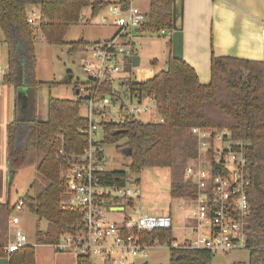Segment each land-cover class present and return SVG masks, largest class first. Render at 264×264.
<instances>
[{
	"label": "trees",
	"instance_id": "trees-1",
	"mask_svg": "<svg viewBox=\"0 0 264 264\" xmlns=\"http://www.w3.org/2000/svg\"><path fill=\"white\" fill-rule=\"evenodd\" d=\"M111 2L105 0H0V30L7 46V66L1 82L11 85L15 92L38 85L34 77L36 57L34 41L49 45H63L64 37L73 24L79 22L81 12L89 8L95 17ZM42 15L37 25L27 22V8ZM172 0H149L146 22L140 34H156L160 30L172 33ZM87 43L81 36L70 43L68 54L84 50ZM152 64H155L153 61ZM126 71L130 72L129 64ZM63 83V82H62ZM72 84L74 93L77 84ZM131 91L151 97L156 105L159 122L126 119L123 123L107 124L102 144L123 141L120 146L128 157L129 171H106L103 182L123 185L143 168H166L171 176L169 194L172 198L193 196L194 187L183 180L188 164L197 160L196 139L191 128L227 129L231 137L245 143L246 168L250 175L248 187V236L245 248L249 264H264V68L261 61L233 56L210 57V81L201 84L194 69L183 59L175 60L168 54L166 66L146 81L127 79ZM101 86L100 91H111ZM76 94V93H75ZM82 105L74 100L53 99L48 96L46 118L38 119L35 107L27 118H19L23 108L14 107L12 120L6 127L7 182L11 186L21 167L33 166L35 178L30 184L32 194H23V206L37 219L35 242H56L73 225H78L81 212L62 208L68 199L64 172L67 165L56 157L59 146L67 152L79 153L84 147L80 130L85 119L79 115ZM25 112V111H24ZM122 131L116 134L117 131ZM14 203L7 198L0 201V259L8 241L7 219ZM45 222L44 230L39 223ZM149 240H173L170 230L153 231ZM212 253L207 250L168 246L169 264H211ZM8 264H35V249L26 245L10 254ZM76 264H92L87 257L77 256Z\"/></svg>",
	"mask_w": 264,
	"mask_h": 264
},
{
	"label": "built area",
	"instance_id": "built-area-1",
	"mask_svg": "<svg viewBox=\"0 0 264 264\" xmlns=\"http://www.w3.org/2000/svg\"><path fill=\"white\" fill-rule=\"evenodd\" d=\"M134 1L114 0L106 7L116 30L111 38L84 49L86 54L80 67L86 81L71 79L73 85L77 84L76 96L85 109V125L80 130L84 147L75 153L65 151L61 145L56 157L62 158L68 167L64 172L68 199L62 202V208L79 210L81 219L56 242L47 245L57 253L87 257L91 263L94 257L98 264H132L135 257L145 256L150 248L159 245L211 253L244 249L251 181L246 168L245 143L233 139L227 129L193 127L190 130L196 139L197 160L185 167L183 180L194 187V192L185 199L189 206L179 226L182 239L178 243L147 238V234L158 230H170L172 235V219L141 214L134 204L140 191L128 188L133 183L131 180L123 185L103 182L105 126L126 119L140 120L152 107L157 112L151 97L131 91L125 84L127 79L132 80L126 66L132 67L136 37L146 22L145 13ZM26 19L29 24L37 25L42 15L33 9ZM106 20L102 18V22ZM167 33L160 30L154 35ZM101 86L112 88L102 93ZM148 121L159 122L161 118L157 113ZM23 208L19 197L12 212ZM18 223L19 218L11 213L7 219L8 241L3 247L7 262L10 254L27 245L25 234L14 228ZM10 227H13L11 234Z\"/></svg>",
	"mask_w": 264,
	"mask_h": 264
},
{
	"label": "rangeland",
	"instance_id": "rangeland-1",
	"mask_svg": "<svg viewBox=\"0 0 264 264\" xmlns=\"http://www.w3.org/2000/svg\"><path fill=\"white\" fill-rule=\"evenodd\" d=\"M112 2L114 0H105ZM149 0H135L134 4L143 12L148 9ZM34 8L28 7L27 12ZM107 18L102 22V18ZM113 18L108 15L107 8H104L95 17L90 16L89 8L81 12V18L78 23L69 27L63 45H49L36 38L34 41V52L36 57L34 77L38 82L55 83L51 85L42 84L33 89V99L35 101V114L38 119L46 118V103L48 96L53 99L74 100L76 94L72 84H63L62 79L70 74L72 81H86V75L81 69V63L85 50H78L74 54H68L70 43L83 37L87 45L98 41H104L112 37L116 28L112 25ZM143 41L149 42L148 46L140 47L136 42L135 54L140 57L138 66L131 67V79L137 82H143L152 78L155 72L164 68L163 41L168 39V35L157 36L154 34L143 35ZM151 43V44H150ZM156 58L155 64H152V58ZM7 46L4 41V35L0 30V201L7 198L10 203H14L23 194H32L30 184L35 178L33 166L21 167L11 184L8 187L7 165H6V127L12 120L13 112V90L10 85L1 82L2 74L7 65ZM32 96H30V102ZM34 107H23L19 118H27L31 115ZM84 107H79V115L84 116ZM25 111V112H24ZM157 116L155 108H150L149 112L140 117L141 121H148ZM123 141L107 144L103 148L104 169L106 171H129V159L121 153L120 146ZM133 183L128 188H137L140 191V197L135 199V208L141 214L150 216H170L172 219V237L173 242L178 243L182 239L181 226L184 215L188 208V202L185 199L172 198L169 194V184L171 176L166 168H143L138 174L130 175ZM12 215L19 218V223L14 227L21 230L27 239V245H33L35 249V264H76V257L70 253H57L47 244H38L35 242V221L36 217L26 208L19 212H12ZM114 218L113 215H110ZM45 222L39 223V229L44 230ZM13 231L10 227L9 234ZM93 264H98L96 258H92ZM132 264H169L168 248L165 245L154 246L149 249L145 256H137L132 260ZM211 264H249V255L246 249H236L228 253L213 252Z\"/></svg>",
	"mask_w": 264,
	"mask_h": 264
},
{
	"label": "crops",
	"instance_id": "crops-1",
	"mask_svg": "<svg viewBox=\"0 0 264 264\" xmlns=\"http://www.w3.org/2000/svg\"><path fill=\"white\" fill-rule=\"evenodd\" d=\"M171 34L160 35H168L162 49L164 68L171 55ZM143 35L136 37L140 47L149 44L142 40ZM182 43V59L194 69L201 84L210 81L212 52L215 56L261 61L264 68V0H183ZM12 90L13 107H35L30 88Z\"/></svg>",
	"mask_w": 264,
	"mask_h": 264
},
{
	"label": "water",
	"instance_id": "water-1",
	"mask_svg": "<svg viewBox=\"0 0 264 264\" xmlns=\"http://www.w3.org/2000/svg\"><path fill=\"white\" fill-rule=\"evenodd\" d=\"M182 17H183V0H172L171 8V24H172V34H171V57L175 60L182 59ZM139 57L134 55L132 57V66H138ZM71 75L67 74L63 77L62 82L71 81ZM77 93V91H75ZM19 96V94H18ZM19 98V97H18ZM122 131H117L116 134L121 133ZM121 153L125 156H129L130 151L124 152L121 150ZM0 264H8L7 260L4 258L0 259Z\"/></svg>",
	"mask_w": 264,
	"mask_h": 264
},
{
	"label": "flooded vegetation",
	"instance_id": "flooded-vegetation-1",
	"mask_svg": "<svg viewBox=\"0 0 264 264\" xmlns=\"http://www.w3.org/2000/svg\"><path fill=\"white\" fill-rule=\"evenodd\" d=\"M121 150H124V149H121Z\"/></svg>",
	"mask_w": 264,
	"mask_h": 264
}]
</instances>
